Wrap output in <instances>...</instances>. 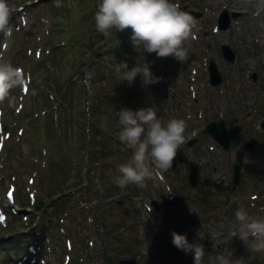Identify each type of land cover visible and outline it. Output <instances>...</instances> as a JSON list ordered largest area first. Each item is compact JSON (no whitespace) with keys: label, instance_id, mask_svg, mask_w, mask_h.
<instances>
[{"label":"rangeland","instance_id":"374dc122","mask_svg":"<svg viewBox=\"0 0 264 264\" xmlns=\"http://www.w3.org/2000/svg\"><path fill=\"white\" fill-rule=\"evenodd\" d=\"M98 2L11 0L18 11L7 43L0 34V56L22 69L25 83L0 102V264H194L172 243L173 231L203 244L205 264L218 254L264 264V253L231 235L241 205L264 217V0H173L199 13L182 63L136 51L131 29L106 39L95 26ZM223 12L229 25L219 29ZM141 55L160 82L143 85L138 74L129 84L116 74L115 63L130 69ZM210 61L221 76L216 86ZM70 79L79 85L68 91ZM146 107L164 123L185 119V143L146 188L121 189L113 181L132 150L117 138V113ZM220 119L242 127L227 151L202 132ZM172 198L177 206L146 205Z\"/></svg>","mask_w":264,"mask_h":264},{"label":"clouds","instance_id":"9594fccd","mask_svg":"<svg viewBox=\"0 0 264 264\" xmlns=\"http://www.w3.org/2000/svg\"><path fill=\"white\" fill-rule=\"evenodd\" d=\"M18 11L11 0H0V34L5 43L12 33L11 20ZM96 30L110 39L112 30L131 29V43L138 52L155 53L158 58L173 57L184 62L188 57L185 43L194 38L196 21L173 0H99L94 14ZM115 72L131 84L139 74L142 84L160 82L141 55L136 66L115 63ZM25 75L19 67L0 56V102L14 87H23ZM118 140L132 150L131 157L118 166L113 183L121 189L129 185L146 188V182L172 168L178 149L185 143L187 122L171 118L166 123L157 117L154 107L122 109L118 113ZM170 189L168 190V193ZM232 237L238 236L251 253H264V217L249 215L243 205L236 211ZM172 243L185 254L192 253L194 264H205L203 244L189 243L186 234L172 232ZM207 264H238L230 256H209Z\"/></svg>","mask_w":264,"mask_h":264},{"label":"water","instance_id":"95a60500","mask_svg":"<svg viewBox=\"0 0 264 264\" xmlns=\"http://www.w3.org/2000/svg\"><path fill=\"white\" fill-rule=\"evenodd\" d=\"M184 8L185 7L181 9L183 10ZM191 14L194 20H196L199 17L198 12H191ZM217 23H218L217 25L219 29H226L229 25L228 15L225 12H223L221 15H219ZM220 50H221V54L223 58L227 60L229 63H232L235 58V55L230 50L229 46L221 45ZM207 69H208V75H209V79H208L209 83L212 86L219 85L221 83V76L215 66V63L213 61H210ZM262 127L264 129V123H262ZM241 130H242L241 126L226 127L225 122L222 119H220L217 121L208 122L205 125V127L202 129V132L208 134L211 139L217 142L223 151H227L231 145V142L233 141L235 136L239 132H241ZM193 143H194V140H190L187 142L188 146H192ZM254 143H255V140L251 139L250 142L246 143V148L251 147ZM232 172H233V183H237L240 178V167L238 165H234L232 168ZM146 204L147 206L152 207L154 210H160L167 206H177L174 199H171V200L152 199V200H147ZM95 225L97 227V222L95 223ZM153 228L156 230L155 236L158 239L159 238V228L157 227V225H154Z\"/></svg>","mask_w":264,"mask_h":264},{"label":"trees","instance_id":"16d2710c","mask_svg":"<svg viewBox=\"0 0 264 264\" xmlns=\"http://www.w3.org/2000/svg\"><path fill=\"white\" fill-rule=\"evenodd\" d=\"M103 40V39H102ZM102 42V41H101ZM98 44H100V42L98 43ZM97 44V45H98ZM96 45V46H97ZM105 49H106V46L104 47ZM104 48L102 49V51L104 50ZM100 53H101V51H99V50H97V51H95V55L97 56V55H100ZM79 73V71L78 72H76V74H78ZM82 79V78H81ZM79 84L77 83V79L74 81L73 79H70L69 81H68V86H67V90L68 91H70V90H72V89H74V88H76L77 86H78ZM51 97H53V96H51ZM49 99H50V96H49ZM48 99V100H49ZM36 107H39L40 108V105L39 104H36ZM66 108H67V103H66V106H65ZM39 110H41V109H39ZM42 118H43V116H41ZM34 121H36V120H34ZM100 153H101V151H100ZM106 158V157H105ZM90 175H93V172L88 168V167H86L85 169H84V177H85V180H87L88 182H89V180H88V177L90 176ZM95 178L97 179L98 178V176L96 175L95 176ZM98 182H99V178H98V180H97ZM82 180L80 181V182H78L77 181V183H76V185H81L82 184ZM91 182L93 183V179L91 180ZM100 184V183H99ZM100 187H103L102 186V184H101V186ZM48 192V197L49 196H51V194H50V192H51V188L50 187H48V190H47ZM95 193L96 194H98V192H97V190H95ZM104 197V196H103ZM107 197L105 196V199H106ZM35 234H37L38 235V233L37 232H34V235ZM39 237V236H38Z\"/></svg>","mask_w":264,"mask_h":264},{"label":"bare ground","instance_id":"6f19581e","mask_svg":"<svg viewBox=\"0 0 264 264\" xmlns=\"http://www.w3.org/2000/svg\"><path fill=\"white\" fill-rule=\"evenodd\" d=\"M217 2V1H216ZM229 6L231 7V8H240V2H230L229 3Z\"/></svg>","mask_w":264,"mask_h":264}]
</instances>
